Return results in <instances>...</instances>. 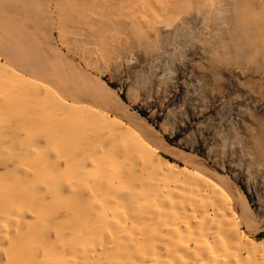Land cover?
Wrapping results in <instances>:
<instances>
[{
  "label": "bare ground",
  "instance_id": "6f19581e",
  "mask_svg": "<svg viewBox=\"0 0 264 264\" xmlns=\"http://www.w3.org/2000/svg\"><path fill=\"white\" fill-rule=\"evenodd\" d=\"M0 70V264H264V0H0Z\"/></svg>",
  "mask_w": 264,
  "mask_h": 264
},
{
  "label": "rangeland",
  "instance_id": "374dc122",
  "mask_svg": "<svg viewBox=\"0 0 264 264\" xmlns=\"http://www.w3.org/2000/svg\"><path fill=\"white\" fill-rule=\"evenodd\" d=\"M52 1H58V0H52ZM1 71V70H0ZM1 73H3V71H1L0 72V80H1V78L3 77V79H7V78H10V77H7L8 75H11V78L10 79H8V81L5 79V80H1V81H7V82H9V81H11V79L13 80L14 79V77L12 76L13 74H12V72H6V71H4V73H3V75L1 74ZM6 73V74H5ZM8 74V75H7ZM5 76V77H4ZM107 78H108V76H107ZM115 86L116 87H118V85L117 84H115ZM155 110V112L153 113V111ZM157 110H159V111H157ZM143 112H144V114L145 115H153V116H155V119H156V121H157V123H161V122H163V120H164V115H163V111L161 110V109H157V107H151V108H149V109H144L143 110ZM168 126H170V130L172 129L171 127H172V124H169ZM191 128H193V126H191ZM190 128V129H191ZM191 136V137H190ZM192 138H193V134H191L188 130H183L182 132H180L179 134H177V136L175 137V141L176 142H179V141H181L182 140V142H184V141H189V140H192ZM199 150H201V153H203V154H205V150L201 147Z\"/></svg>",
  "mask_w": 264,
  "mask_h": 264
}]
</instances>
